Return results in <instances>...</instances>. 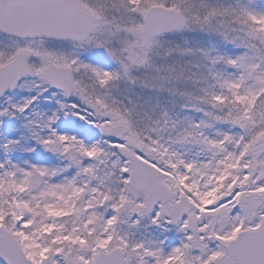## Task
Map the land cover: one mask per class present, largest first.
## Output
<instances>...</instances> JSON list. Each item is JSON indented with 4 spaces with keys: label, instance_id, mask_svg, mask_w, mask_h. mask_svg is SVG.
Here are the masks:
<instances>
[{
    "label": "snow or ice",
    "instance_id": "1",
    "mask_svg": "<svg viewBox=\"0 0 264 264\" xmlns=\"http://www.w3.org/2000/svg\"><path fill=\"white\" fill-rule=\"evenodd\" d=\"M0 264H264V0H0Z\"/></svg>",
    "mask_w": 264,
    "mask_h": 264
}]
</instances>
